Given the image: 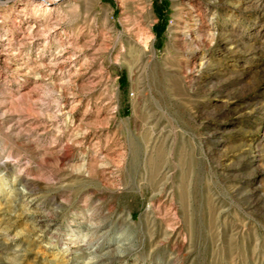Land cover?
I'll use <instances>...</instances> for the list:
<instances>
[{
	"label": "rangeland",
	"instance_id": "1",
	"mask_svg": "<svg viewBox=\"0 0 264 264\" xmlns=\"http://www.w3.org/2000/svg\"><path fill=\"white\" fill-rule=\"evenodd\" d=\"M0 264H264V0H0Z\"/></svg>",
	"mask_w": 264,
	"mask_h": 264
},
{
	"label": "bare ground",
	"instance_id": "2",
	"mask_svg": "<svg viewBox=\"0 0 264 264\" xmlns=\"http://www.w3.org/2000/svg\"><path fill=\"white\" fill-rule=\"evenodd\" d=\"M146 11H147V10H146ZM146 13H147V12H146ZM148 14H149V13H148ZM147 16H148V15H147ZM140 17H141V16H140ZM146 18H147V17H146ZM138 19H139V18H138ZM143 21H144V19H143ZM143 21H142V23H143ZM144 30H145V29H144ZM145 32H146V31H145ZM142 33H143V32H142ZM144 36H145V35H144ZM148 36H150V35H148ZM146 37H147V36H146ZM146 37H145V38H146ZM143 39H144V38H143ZM146 39L148 40L149 38L147 37ZM147 45H148V44H147ZM147 45H146V46H147Z\"/></svg>",
	"mask_w": 264,
	"mask_h": 264
}]
</instances>
